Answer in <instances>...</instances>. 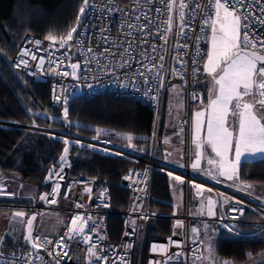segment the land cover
Segmentation results:
<instances>
[{
  "label": "built area",
  "instance_id": "obj_1",
  "mask_svg": "<svg viewBox=\"0 0 264 264\" xmlns=\"http://www.w3.org/2000/svg\"><path fill=\"white\" fill-rule=\"evenodd\" d=\"M186 3L189 5L186 9L187 35L177 34L175 25L181 22L176 18L178 13L174 10L173 30L165 34L167 42L157 35V26L162 30L165 27L163 21L168 18L160 0H151L150 3L146 0H89L88 9L74 33V57L67 46L60 47L58 42L25 35L11 65L34 81L48 83L49 101L55 106L65 104L69 95L79 87L80 94L87 96L111 93L119 97L135 98L155 114L161 111L167 84L179 81L186 89L187 99L186 109L178 119L187 133L184 145L185 163L181 168L173 167L161 159L147 156L141 150L114 142L107 136L94 139L92 136L45 128L34 123L0 119V127L43 133L63 142H71L68 145L120 156L132 162L119 180V184L128 190L125 209L114 211L107 184L95 188L90 178L66 175L62 179L59 193L51 202L31 207L65 212L66 219L59 230L54 235L32 234L33 238L39 239L30 240V248L7 250L4 245L11 236L9 223L0 242V264H57L58 261L59 264H139L145 246V224L156 218L171 220V231L168 236L154 237L147 241L146 264H206L203 261L202 237L191 235L193 222H214L219 230L236 237H254L264 231V195L241 183H231L209 170L200 167L194 169L190 162V110L192 105L201 100V93L192 85L202 74V61L208 52L204 38L206 27L201 32L205 15L201 8L208 4V0H186ZM246 4L252 10L254 20L257 16H264L255 0H246ZM156 8H160L161 12L157 13ZM208 11L211 13L212 10L209 8ZM146 13L153 23L148 25L144 33L127 26L129 23H147L143 18ZM137 16L140 17L139 20L136 19ZM250 30L264 36V26L256 24ZM144 39L147 40L146 44L141 43ZM36 41L40 43L37 44ZM125 49L128 51L125 52ZM25 51L28 55H22ZM32 56L36 59H32ZM160 56L164 57L163 61L158 59ZM178 59L183 60V65L177 63ZM24 61H27V66ZM124 61H128L127 65ZM75 62L79 67L77 78L73 76L71 68ZM146 68L152 70L149 72ZM194 68L199 71L194 72ZM139 72H143L144 76L139 75ZM145 76L148 77L147 82ZM110 134L114 136V133ZM153 169L165 173L170 180L178 181L176 177H180L178 182L185 188L182 213H157L149 209ZM54 186L55 181L52 188ZM205 193L215 202L216 215L213 217L202 213L204 206L200 198ZM4 195L6 193L0 182V197ZM1 204L4 205L2 201ZM16 206L19 205L14 204ZM248 211L255 216L247 217ZM113 214L122 217V230L115 241L109 237V218ZM76 216L83 217L84 230L69 233L68 229L72 227V220ZM45 240L52 243L46 244ZM61 241L62 244L58 245L57 242ZM33 242L41 247H32ZM90 247L96 253L95 256L89 253ZM97 257L107 259L97 260Z\"/></svg>",
  "mask_w": 264,
  "mask_h": 264
},
{
  "label": "trees",
  "instance_id": "obj_2",
  "mask_svg": "<svg viewBox=\"0 0 264 264\" xmlns=\"http://www.w3.org/2000/svg\"><path fill=\"white\" fill-rule=\"evenodd\" d=\"M82 6L83 0H0V119L35 123L85 136L94 135L95 127L143 135L147 138L132 139L134 148L142 151L140 146L147 147L148 137L154 131L155 114L137 99L111 93L89 96L81 93L69 97L65 104L55 106L49 101L48 83L34 81L11 65L25 35L44 39L49 33L58 37L66 35L71 28H77V16ZM108 137L114 142H124L111 134ZM64 149L63 141L46 134L0 127V178L17 176L36 186L38 193H44L49 191L54 173L69 164V176L90 178L95 188L107 184L114 211L125 209L128 190L119 184V180L132 165L130 160L69 145L66 159L60 161ZM156 159L160 158L156 156ZM51 167H54L53 173L46 180ZM238 181L264 195V158L242 161ZM149 209L157 213H176L170 194V179L155 169L150 179ZM248 216L254 217L255 214L248 211ZM171 226V220L166 218L146 222L145 246L139 264H146L147 241L168 236ZM121 230L122 217L111 215L110 240H118ZM30 247L31 242L15 245L9 240L4 245L7 250ZM263 249L264 231L254 237H236L219 230L215 252L220 258L238 264Z\"/></svg>",
  "mask_w": 264,
  "mask_h": 264
},
{
  "label": "snow or ice",
  "instance_id": "obj_3",
  "mask_svg": "<svg viewBox=\"0 0 264 264\" xmlns=\"http://www.w3.org/2000/svg\"><path fill=\"white\" fill-rule=\"evenodd\" d=\"M146 2L150 3L151 0H146ZM160 3L165 6L168 18L163 21L165 27L162 30L157 26L159 38L167 42L165 34L173 30L174 18L172 13L174 10L178 13L176 18L181 22L179 25H175L178 29L177 34L179 36H186L185 28L188 26L186 9L189 7L186 0H160ZM255 3L260 6V12L264 13V6H261L264 4V0H255ZM209 8L212 10L211 13L208 11ZM87 9L88 0H83V6L80 8V14L77 16V24H79ZM201 11L205 13L201 32H204L205 27L211 30L210 47L206 54L207 60L203 65V70L212 78L214 88L209 90V100L205 109L197 111L194 114L193 139L199 149L201 143L197 134L204 127L206 116V137L204 139L211 146L212 151L220 157L217 165L219 175L231 180L236 175V165L240 162L242 156L245 154L264 153V115H258L255 111L257 105L261 110H264V36H259L250 30L256 24L264 26V16H257L254 20L252 10L247 6L246 0H208V4L201 8ZM156 12L160 13L161 9L156 8ZM143 18L147 23L142 25L129 23L127 26L130 29H138L141 33H144L145 29L153 21L147 13L144 14ZM136 19L139 20L140 17L137 16ZM76 32L77 28L74 27L66 35L58 37L49 33L45 39L51 42L58 41L60 47H65L69 41L74 40V33ZM36 43L39 44L40 42L36 41ZM141 43L146 44L147 40L144 39ZM129 47H131V42H129ZM181 47H187V45H181ZM127 51L125 49V52ZM153 51H155V46L153 47ZM22 55H28V52L25 51ZM197 55H200V53L197 52ZM32 59H36V57L32 56ZM158 59L163 61L164 57L160 56ZM41 63H43L42 60ZM127 63L128 61H124L125 65ZM177 63L183 65L184 62L178 59ZM24 64L27 66V61H24ZM193 64H196L195 60ZM141 66L146 67L144 65ZM160 66L163 67L162 64ZM77 67L78 65L76 64L71 65L73 76H75ZM146 70L150 72L152 69L146 68ZM197 71L199 69L194 68V72ZM138 74L144 76L143 72H139ZM64 75H68V73H64ZM144 78L145 82H147L148 77L145 76ZM249 96H258L259 98L255 100V103H252L245 99ZM193 98L195 99L196 97L194 96ZM66 114L67 112L65 111ZM229 115L238 118V127L230 128L228 126ZM124 139H127L129 146H131L133 137L129 135L124 137ZM65 143L67 144V141ZM233 150L235 159L230 161L227 159V154ZM67 152L68 148L66 147L64 149L65 155L60 158L61 161L66 159ZM196 155L199 157L201 153L198 151ZM208 163L210 165L217 164L212 159H209ZM198 166L199 159L193 163L192 167L195 169ZM55 175L60 176L61 179L63 178L60 173H55ZM176 179L179 181L180 177L177 176ZM58 187L59 185H57ZM56 190L53 189L54 192ZM86 191L90 192L91 190L86 189ZM41 199H45V197L42 196ZM52 202L54 203L55 201ZM208 204V214L211 216L213 215L211 210L213 202L209 200ZM14 217L23 218L24 213L16 212L14 213ZM34 219L35 217L28 218L29 234L25 237L26 240L34 241L39 239L38 237L33 238L31 236V226ZM82 221L83 217H74L72 227L68 229L69 233L83 232L84 224ZM195 231L196 229H193V232ZM44 243H52V241L45 240ZM57 244H62V241L57 242ZM32 247L39 248L41 245L33 242ZM153 250L155 251V247ZM88 251L91 255H96L92 247ZM103 259L107 258L97 257V260ZM57 264H59V261ZM156 264H161V262H156Z\"/></svg>",
  "mask_w": 264,
  "mask_h": 264
},
{
  "label": "crops",
  "instance_id": "obj_4",
  "mask_svg": "<svg viewBox=\"0 0 264 264\" xmlns=\"http://www.w3.org/2000/svg\"><path fill=\"white\" fill-rule=\"evenodd\" d=\"M199 78L195 80V85L198 88H200L202 86V85L199 86L198 84H196V82L199 80ZM179 83H180L179 81H172V82L167 84V87L175 88V85L179 84ZM204 85L207 86L206 83ZM204 88H203V90H204L203 94H201L200 102L197 104H194V105H202V107L197 109L196 111H192V107H193V105H192L191 110H190L189 149H190V162L192 165L194 163L193 159H191L192 147L197 148L196 143H194V139H193V137H194V126L192 128V124L194 121V114L197 111L204 110L207 103H208V100H209V96L206 93V89H204ZM166 91H167V89H166ZM166 91H165V94L163 96V104L161 107V111H158L157 113H155L154 131L151 134V138L148 137L149 138V144L147 145V147H144V146H140V147H141L142 151L147 156H149V157H156L157 156L162 161L167 163L168 165H171V166L177 167V168H181L185 163L184 145H185V141L187 140V133H186L185 129L179 124L178 119L180 118V116L183 115L184 111H164V109H165L164 105L166 106V101H167ZM258 98H259L258 96L257 97H250L249 96V97H246L245 99L248 102L255 103V100ZM255 111L258 115H264V110H261L258 105H257ZM236 120H238V118H234L233 116L229 115L228 126L230 128H233V123ZM234 126H235V124H234ZM108 132L113 133L112 131H108ZM114 133L116 134L115 136L121 138L123 141L127 140V139H124V137L129 136V135L132 136L133 138H139L141 140L147 138V136H143V135H133V134H129V133H122V132H116V131ZM197 135L200 138L201 147L206 148L210 154L208 160L212 159V160L217 162V164L210 165L208 163V160H207V163L210 165L208 170L210 172H212L213 174H215V175H217V176H219V177H221V178H223V179H225L231 183H240L238 181V169H239V164L242 161L264 158V156H260V155H259L260 157L259 156H248V155L242 156L240 162H238L236 165V175H234L233 179H231V180L226 179L224 176H220L218 173V170H217V165L220 161V157H218L216 155V153L212 151L211 146L208 145L206 140L204 139L206 137V116H205V125ZM227 159L230 160V152L227 154ZM203 165H205V164H203ZM198 167L207 170V168H204L203 166H198ZM68 168L69 167L64 165V166L60 167L59 170L56 171V173H60V175L62 177H64V176L68 175ZM61 180L62 179L60 178V176H57L54 174L52 179H51V187H50L49 191L44 192V193H38V190H37V193H36L37 195H36V198L33 200L34 201L33 204L24 206L23 203H21V201H25L26 198L32 197V194H30V192L26 191V192H24V194L22 192L23 186L21 185V183L25 182V181L20 180L17 182L16 185H14L15 181H13L11 179V177L0 178V182L3 184V188H4L5 193H6V195H4L0 198H2V200H3L2 202L4 203V205L7 206L11 210V215H9L8 223H7V224L10 223V225H11L10 226V233H11L10 235L11 236H10V240H9L10 242H12L15 245H17V244H24V245L30 244V240H26V239L23 240V238H22L23 237L22 236L23 235V226L22 225H24L25 221H26L25 213H24L23 218L14 217V213H16V209H18V208L28 209V210H31L33 212H36V211H41V212H45V213L51 212V214H54V215H63L62 213L65 214V215H63L64 217L57 224V226L55 227L54 230H52L50 232H41V231H36L34 229L31 232V235L34 233H38V234H42V235H54L59 230V228L62 225V221L64 222L66 219V213L65 212L58 211V210H42V209L31 208V207L34 204L51 202L52 198H54V196H56L60 191V188L62 185ZM54 181H55V186H54V188H52ZM57 185H59L58 188H57ZM34 187H35V189H37L36 186H34ZM53 189H57L56 192H54ZM171 189L172 188L170 185V194H171L173 204L175 206V212L176 213H182L184 211V199H185L184 185L178 181H175L174 186H173V191L175 193V202L173 200V195H172ZM42 196L45 197V199H41ZM14 198H15V200H13ZM7 199H10V201H12V202L5 201ZM209 200H211L213 202V204L211 206V210L213 212V215H211V216L208 214L209 213V204H208ZM200 201L202 202L203 206H205V208H203L202 213L206 214L207 216H210V217L215 216L216 205H215L214 200L211 197H209V194H207V193L204 194L203 197L200 198ZM14 204L19 205V206L14 207ZM192 224H195V225L192 226ZM192 224H191V235L192 236H195V235L201 236L203 239V245H204V241H205V238L207 235H210L211 239L214 242L215 241L217 242V239L219 237V228L217 227V225L214 222H211V221L201 222V223L193 222ZM193 229H196V231L193 232ZM28 234H29V232L25 233V237ZM16 242H18V243H16ZM203 261H204V258H203Z\"/></svg>",
  "mask_w": 264,
  "mask_h": 264
},
{
  "label": "rangeland",
  "instance_id": "obj_5",
  "mask_svg": "<svg viewBox=\"0 0 264 264\" xmlns=\"http://www.w3.org/2000/svg\"><path fill=\"white\" fill-rule=\"evenodd\" d=\"M210 37H211V30H210V28L206 27L204 38H205L207 50H209V47H210ZM66 46L69 48L70 53L74 57L75 51H74L73 46H72V41H69ZM206 60H207V55L205 56V58L202 61L201 77L196 82V84H198L199 86L200 85H202V86L200 88H198L195 85V80H194L192 87L197 89V91H199L201 94H203V91H204L203 88L205 87L204 89H206V93L209 96L210 95L209 90L213 89L214 85L212 82V78L207 73H205L203 70V65H204ZM205 83L207 84V86L204 85ZM179 84H176L175 88H170V87L166 88L167 89V91H166L167 101H166V106L164 105V108H165L164 111H185L184 109L186 108V105H187L186 89L184 88L183 85H181V84L179 85ZM250 97H257V96H250ZM201 107H202V105H193L192 111H196L197 109H199ZM234 124H235V126H234ZM38 126H40V125H38ZM42 127L51 128L50 126H42ZM236 127H238V120H236L233 123V128H236ZM192 128H193V124H192ZM108 131H112V130H107V129H104L101 127H95V133H94V135H92V137L94 139L104 137V136L108 137V135L110 134ZM112 132L114 133L115 131H112ZM102 134H107V135H102ZM113 135L115 136L116 134L114 133ZM131 142H133V140ZM67 143L71 144V142H67ZM122 144L125 146H129V141L124 140V142ZM131 147L134 148L132 143H131ZM82 148H84V147H82ZM86 149H88V148H86ZM198 151L201 153V155L199 157H197V155H196V153ZM245 155H248V156H259V155L264 156V153H256L254 155L245 154ZM209 156H210V154L206 148L200 147L198 149V148L192 147L191 159H193V162H196V160L199 159V166H203L204 168H207V170L210 167V165L207 163ZM234 159H235V153L233 150L230 152V161H232ZM203 164H205L206 166ZM66 166L69 167V164H67ZM8 177H11V179L13 181H15L14 185H16L18 181H20L17 176L8 175ZM174 183H175V180H170L173 200L175 202V193L173 191ZM21 185L23 186V190H22L23 194L26 191L30 192V194H32L31 198L30 197L26 198V200L21 201V203H23L24 206L32 205L34 202L33 200L36 198V195H37L36 194L37 189H35V187L33 185H31L30 183H27V182H22ZM13 200H15V198ZM1 201H3L2 198H0V202ZM5 201H10V199H7ZM10 202H12V201H10ZM16 212H23V213H25V216H26L25 224L22 225L23 226V235H22L23 240H25V233L29 232L28 218L35 217V219L32 221L31 232L34 229L36 231H41V232H50V231L55 229L57 224L64 217L63 215H65L64 213H62L63 215H54V214H51V212H46V213L41 212V211L33 212L31 210L23 209V208L16 209ZM9 215H11V210L7 206L1 204L0 205V242H1V239L3 237L4 229H6L8 227L7 223H8ZM62 223H63V221H62ZM194 225L195 224H192V226H194ZM16 243H18V242H16ZM215 248H216V241L214 242L211 239L210 235H207L205 238V241H204V245H203L204 261L207 264H233L230 260H228L226 258H220L219 256H217L216 252H215ZM44 254L46 255L47 253L45 252ZM238 264H264V249L262 251H260L259 253L250 256L246 261H244L242 263H238Z\"/></svg>",
  "mask_w": 264,
  "mask_h": 264
},
{
  "label": "water",
  "instance_id": "obj_6",
  "mask_svg": "<svg viewBox=\"0 0 264 264\" xmlns=\"http://www.w3.org/2000/svg\"><path fill=\"white\" fill-rule=\"evenodd\" d=\"M74 64H76V65H78V63L77 62H75ZM78 73H79V67H77V69H76V71H75V78H77L78 77ZM78 94H80V88L78 87L74 92H72L70 95H69V97H71V96H74V95H78ZM68 97V98H69ZM69 148V145L68 144H65V148ZM63 155H65V153H63L62 154V156ZM60 161H61V159H60ZM53 170H54V167H51L50 169H49V171H48V173H47V175H46V180H49L50 179V176H51V174L53 173ZM206 194V193H205ZM208 194V193H207ZM209 197H210V195H209ZM204 208H205V206H204Z\"/></svg>",
  "mask_w": 264,
  "mask_h": 264
}]
</instances>
